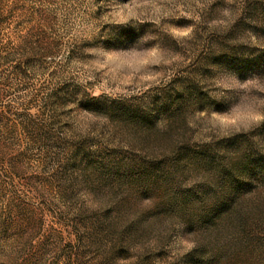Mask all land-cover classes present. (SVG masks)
Masks as SVG:
<instances>
[{
  "label": "rangeland",
  "instance_id": "rangeland-1",
  "mask_svg": "<svg viewBox=\"0 0 264 264\" xmlns=\"http://www.w3.org/2000/svg\"><path fill=\"white\" fill-rule=\"evenodd\" d=\"M0 264H264V0H0Z\"/></svg>",
  "mask_w": 264,
  "mask_h": 264
}]
</instances>
